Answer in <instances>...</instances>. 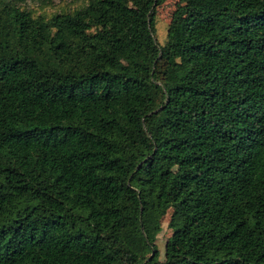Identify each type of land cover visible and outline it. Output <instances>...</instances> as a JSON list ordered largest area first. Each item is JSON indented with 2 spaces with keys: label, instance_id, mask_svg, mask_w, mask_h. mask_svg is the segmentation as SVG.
Wrapping results in <instances>:
<instances>
[{
  "label": "trees",
  "instance_id": "obj_1",
  "mask_svg": "<svg viewBox=\"0 0 264 264\" xmlns=\"http://www.w3.org/2000/svg\"><path fill=\"white\" fill-rule=\"evenodd\" d=\"M0 0V264H264V0ZM171 212L164 253L157 244Z\"/></svg>",
  "mask_w": 264,
  "mask_h": 264
},
{
  "label": "rangeland",
  "instance_id": "obj_2",
  "mask_svg": "<svg viewBox=\"0 0 264 264\" xmlns=\"http://www.w3.org/2000/svg\"><path fill=\"white\" fill-rule=\"evenodd\" d=\"M180 0H169L157 8V34L156 39L160 46H165L167 43L168 27L172 19V15L176 9V5ZM85 0H49L46 2L41 1H28L21 3L20 6L35 12L37 15L49 14L55 11L73 10L83 5ZM171 212L163 219V231L158 238V246L161 253H164L165 245L169 237L172 236V231L168 227Z\"/></svg>",
  "mask_w": 264,
  "mask_h": 264
}]
</instances>
